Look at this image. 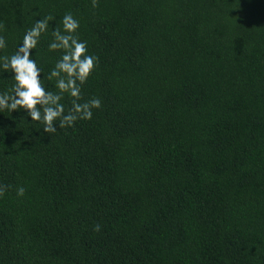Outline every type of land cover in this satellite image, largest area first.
<instances>
[{
    "label": "trees",
    "instance_id": "trees-1",
    "mask_svg": "<svg viewBox=\"0 0 264 264\" xmlns=\"http://www.w3.org/2000/svg\"><path fill=\"white\" fill-rule=\"evenodd\" d=\"M68 12L101 107L49 134L0 113V264H264V0H0V55Z\"/></svg>",
    "mask_w": 264,
    "mask_h": 264
},
{
    "label": "clouds",
    "instance_id": "clouds-1",
    "mask_svg": "<svg viewBox=\"0 0 264 264\" xmlns=\"http://www.w3.org/2000/svg\"><path fill=\"white\" fill-rule=\"evenodd\" d=\"M97 7L98 0H91ZM55 21L53 27L50 22ZM47 51L59 53V58L44 75V68L38 62L36 53L42 36L49 34ZM80 21L72 13H65L59 24L52 16L35 19L15 46L11 55H0V75L8 74L13 83L5 91H0V113L23 111L29 122H39L44 134L55 133L58 129L71 128L77 120H91L93 109L101 107V100L94 97L82 101L84 85L98 65L99 58L89 53L88 44L80 39ZM4 35H0V51L7 48ZM47 81L48 83H46ZM52 84L55 91L49 90ZM65 97L71 106L65 110ZM30 118V120L28 119ZM6 186L0 185V197L5 194ZM25 188L16 189V195L23 197ZM99 231V225L95 226Z\"/></svg>",
    "mask_w": 264,
    "mask_h": 264
}]
</instances>
